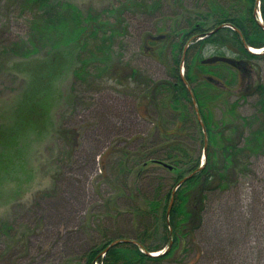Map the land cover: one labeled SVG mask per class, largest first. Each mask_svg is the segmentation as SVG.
<instances>
[{
	"label": "rangeland",
	"instance_id": "obj_1",
	"mask_svg": "<svg viewBox=\"0 0 264 264\" xmlns=\"http://www.w3.org/2000/svg\"><path fill=\"white\" fill-rule=\"evenodd\" d=\"M19 1L0 0V54L5 45L28 33L31 15ZM65 1L114 24L119 23L118 9L127 1L130 6L111 43V77L92 74L84 80L74 71L79 50L72 48L65 70L34 87L42 56L6 60L0 55V127L8 130L13 125L17 105L26 94L36 98L44 84L49 88L39 108L43 122L18 131V149L9 148L13 158L22 157L0 185V264H85L86 251L106 238L135 237L146 228L156 229L154 217L139 215L137 208L148 209V199L175 188V173L163 165L138 177L136 169L127 170L144 147L150 151L161 147L160 141L169 144L157 127L159 106L142 92L144 80L170 79L173 55L164 43L177 29L187 27L186 19L204 4L162 0L154 8L155 0ZM257 9L262 21L260 3ZM213 27L209 20L204 28ZM219 53L237 58L227 45L203 49L204 58ZM211 64L220 77L206 79L223 90L212 105L215 119L223 117L225 102H237L241 116L256 114L255 86L264 82V58L244 59L241 68L222 61ZM177 139L191 154L199 149L204 160V143L194 129ZM229 178L225 189L208 190L200 203L202 215H192L189 232L173 254L157 264H264V154L254 155L248 166ZM202 189L197 185L190 190L187 207H197ZM162 233L159 228L149 242L160 243Z\"/></svg>",
	"mask_w": 264,
	"mask_h": 264
},
{
	"label": "trees",
	"instance_id": "obj_2",
	"mask_svg": "<svg viewBox=\"0 0 264 264\" xmlns=\"http://www.w3.org/2000/svg\"><path fill=\"white\" fill-rule=\"evenodd\" d=\"M258 1L263 24L256 15ZM19 2L22 10H28L31 15L28 33L25 37L5 45L0 55L6 60L13 57L29 59L42 56L35 70L34 87L45 83L42 79L52 80L65 70L72 48L79 50L78 59L75 61L79 65L74 71L81 74L84 80L90 78L92 74L93 77L98 74L111 77L113 73L111 43L119 29L118 24L122 22L125 9L130 6L128 1L118 9L119 23L115 24L109 19H101L97 13L86 14L76 4L65 0H20ZM134 3L142 4L140 1ZM161 3L162 0H155L151 7L156 8ZM201 3L204 6L198 7L194 15L186 19L187 27L177 29L174 37L168 35V41L164 43L165 48H163L170 49L173 55L169 64L170 79L144 80L142 92L146 99L159 106L161 121H158L157 127L167 137L166 142L169 144L165 145L160 141L157 145L161 147L150 151H146L147 148L144 147L140 151L141 155L134 162V167L127 170L129 173L136 169L138 177L145 174L144 170L162 165L161 161L167 162L172 165V168H167L175 173L174 187L183 177L193 174L179 185L174 195L173 188L162 197L156 195L148 199V209L136 207L139 215L154 217L156 229L151 231L149 227L135 237H128L137 243L121 242L110 246L114 240L120 239V236L106 238L86 251L85 264L160 263L173 254L181 238L189 232L188 225L192 215H202L204 208L200 203L207 196L208 190L225 189L229 185V177L232 173H237L241 167L248 166L254 155L264 154V82L260 81L255 86V92L259 96L256 114L251 117L241 116L236 111L237 102L230 104L225 102L226 110L223 117L217 120L212 105L223 96V90L206 77H220V74L212 71L211 63L202 62L203 49L210 44L229 46L238 59L264 58V52L254 53L246 46L264 47V0H201ZM232 3L238 7H227ZM209 20L214 23L212 29L221 24L228 26L207 35L212 30L204 28ZM190 40L191 42H188ZM187 43H190L188 48H186ZM219 55L224 54L219 53ZM182 64L185 69L184 75L181 73ZM131 73L133 76L136 70L132 69ZM229 83L224 81L227 86ZM188 85L192 88L208 135L206 158L203 164L199 149L191 154L188 147L177 139V135L180 136L186 130L194 129L201 144L204 143L203 150H205L203 127L198 120ZM43 87L37 91L41 94L37 95L38 97L26 94L22 98L17 105V119L8 130L0 127V185L3 176L22 157L18 154L17 160L13 158L12 151H9V148L19 147L18 131L23 132L25 129L28 131L36 125L39 126L38 122H43L40 118L44 116V112L41 110L49 92L48 85L44 84ZM40 107L42 108L39 110ZM245 129L248 130L247 134ZM173 136L176 137L171 138ZM197 185L203 187L197 198L198 205L189 208L187 207L189 192ZM172 196L174 202L168 216ZM159 228H163L161 242L150 243L149 240ZM171 240L173 244L168 252L159 255L149 254L163 249Z\"/></svg>",
	"mask_w": 264,
	"mask_h": 264
},
{
	"label": "water",
	"instance_id": "obj_3",
	"mask_svg": "<svg viewBox=\"0 0 264 264\" xmlns=\"http://www.w3.org/2000/svg\"><path fill=\"white\" fill-rule=\"evenodd\" d=\"M260 22H261V21H260ZM261 23H262V22H261ZM225 26H228V25H226V24L218 25L217 27H215L214 29H212L211 31H209V32L207 33V35H211V34L215 33L216 31H218L220 28L225 27ZM207 35H206V36H207ZM246 46H247V48H248L249 50L253 51L249 45H246ZM184 56H185V55H184ZM184 56H183V58H184ZM219 61L225 62V63H227V64H230V65L235 66V67H238V68H240V67L242 66V61H241L240 59L234 58V57L229 56V55H217V54H215V55H211V56H209V57H206V58H204V59L202 60L203 63H214V62H219ZM181 73H182V75H184V72H183V71H182ZM188 89H189V91H190V94H191V97H192V100H193V104H194V107H195V111H196V113H197L198 120H199L200 124H201L202 127H203V131H204V135H205V152H204L205 154H204V156H205V158H206V147H207V144H208V135H207V132H206V129H205V126H204V122H203V120H202V117H201V115H200V113H199V108H198V104H197V101H196V99H195L194 93H193V91H192V88H191L189 85H188ZM161 164H162L163 166H165V167L172 168V165L169 164V163H167V162H162V161H161ZM201 166H202V165H201ZM192 174H193V173H192ZM192 174L183 177V179L180 181V183L174 188V190H173V195L175 194V191L178 189L179 185H180L181 183L185 182V181H186V180H187ZM173 202H174V197L172 196L171 201H170V204H169V208H168V213H167L168 216H169L170 210H171V208H172ZM121 242H135V243H137V242H136L135 240H133V239H129V238H120V239H116V240H114V241L110 244V246L117 245V244H119V243H121ZM172 244H173V241L171 240L169 246H168L164 251H162L161 253H152V252H149V254H150V255L164 254V253L168 252V250L171 248Z\"/></svg>",
	"mask_w": 264,
	"mask_h": 264
},
{
	"label": "bare ground",
	"instance_id": "obj_4",
	"mask_svg": "<svg viewBox=\"0 0 264 264\" xmlns=\"http://www.w3.org/2000/svg\"><path fill=\"white\" fill-rule=\"evenodd\" d=\"M251 49L254 51V52H262V50L264 48H255V47H251Z\"/></svg>",
	"mask_w": 264,
	"mask_h": 264
}]
</instances>
